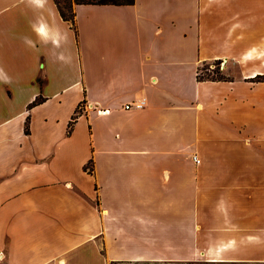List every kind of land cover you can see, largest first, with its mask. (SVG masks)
<instances>
[{
    "label": "crops",
    "instance_id": "0c3cea01",
    "mask_svg": "<svg viewBox=\"0 0 264 264\" xmlns=\"http://www.w3.org/2000/svg\"><path fill=\"white\" fill-rule=\"evenodd\" d=\"M74 12L0 0V264H264V0Z\"/></svg>",
    "mask_w": 264,
    "mask_h": 264
},
{
    "label": "trees",
    "instance_id": "16d2710c",
    "mask_svg": "<svg viewBox=\"0 0 264 264\" xmlns=\"http://www.w3.org/2000/svg\"><path fill=\"white\" fill-rule=\"evenodd\" d=\"M55 4L57 6V9L59 11L60 16L67 21L70 26L76 30V25H75V12H74V4H91V3H96V4H115V5H126V4H132L134 0H95V1H90V0H54ZM199 77V75H198ZM199 79H202L199 77ZM204 79V78H203ZM210 80H219V79H225V77H218V78H206ZM78 116V111H75V113L72 115L71 119L68 122V127H67V132H71L72 126L74 121L76 120ZM27 123V121H26ZM26 131H28V126L26 124ZM86 169L89 171H92V166L90 163H88L87 166H85Z\"/></svg>",
    "mask_w": 264,
    "mask_h": 264
},
{
    "label": "rangeland",
    "instance_id": "374dc122",
    "mask_svg": "<svg viewBox=\"0 0 264 264\" xmlns=\"http://www.w3.org/2000/svg\"><path fill=\"white\" fill-rule=\"evenodd\" d=\"M63 1V0H61ZM73 1V0H70ZM95 1V0H90ZM220 61H212L206 64H203L198 69V75L202 79L206 78H218V77H226L223 73V64Z\"/></svg>",
    "mask_w": 264,
    "mask_h": 264
},
{
    "label": "built area",
    "instance_id": "2783aa9c",
    "mask_svg": "<svg viewBox=\"0 0 264 264\" xmlns=\"http://www.w3.org/2000/svg\"><path fill=\"white\" fill-rule=\"evenodd\" d=\"M222 64V63H221ZM146 105V101L145 99H139L135 102H132V103H125L123 105V108L124 109H131V108H143L144 106ZM193 160L198 163L199 162V159L197 158V156H193Z\"/></svg>",
    "mask_w": 264,
    "mask_h": 264
}]
</instances>
